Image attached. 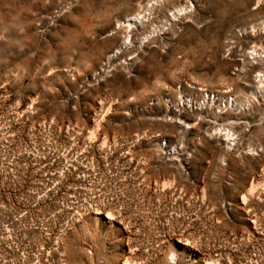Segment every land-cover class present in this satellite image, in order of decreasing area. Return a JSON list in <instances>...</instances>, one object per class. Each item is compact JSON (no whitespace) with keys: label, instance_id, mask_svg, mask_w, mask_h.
<instances>
[{"label":"rangeland","instance_id":"374dc122","mask_svg":"<svg viewBox=\"0 0 264 264\" xmlns=\"http://www.w3.org/2000/svg\"><path fill=\"white\" fill-rule=\"evenodd\" d=\"M152 2L0 0V264H264V0Z\"/></svg>","mask_w":264,"mask_h":264},{"label":"bare ground","instance_id":"6f19581e","mask_svg":"<svg viewBox=\"0 0 264 264\" xmlns=\"http://www.w3.org/2000/svg\"><path fill=\"white\" fill-rule=\"evenodd\" d=\"M124 1H127V0H124ZM192 1L193 0H154V2H152L150 4V7H148L149 5L147 6L148 8L146 7L148 9V10L146 9L147 12L152 11L151 13H153L152 16L150 15L152 17L150 19V23H154L155 19H156V16L161 14V13H158V12H162V10H165V9H167L168 14L166 16L164 15V17H168V16L169 17L170 16L175 17V16L179 15V13H182V12H185V11L187 12V10L190 9L189 7H191V2ZM154 3H158V4L154 5ZM165 12H166V10H165ZM146 15H149V13L148 14L144 13L141 16H140V13H138V14H128L127 17H126V21H128L129 24H130V22H132V23L141 22L142 23L143 21H141V19H143V18L147 19ZM148 19H149V17H148ZM146 24H148V23H146Z\"/></svg>","mask_w":264,"mask_h":264}]
</instances>
